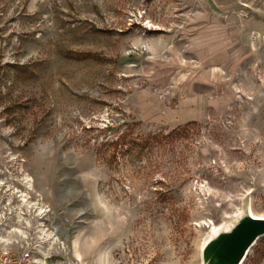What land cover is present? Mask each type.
I'll use <instances>...</instances> for the list:
<instances>
[{"label":"rangeland","instance_id":"rangeland-1","mask_svg":"<svg viewBox=\"0 0 264 264\" xmlns=\"http://www.w3.org/2000/svg\"><path fill=\"white\" fill-rule=\"evenodd\" d=\"M214 1L0 0V216L53 264H203L264 216V0Z\"/></svg>","mask_w":264,"mask_h":264},{"label":"water","instance_id":"water-1","mask_svg":"<svg viewBox=\"0 0 264 264\" xmlns=\"http://www.w3.org/2000/svg\"><path fill=\"white\" fill-rule=\"evenodd\" d=\"M209 2L222 12L214 0ZM262 237L264 218L246 213L231 229L221 231L206 242L202 251L203 264H243Z\"/></svg>","mask_w":264,"mask_h":264},{"label":"built area","instance_id":"built-area-1","mask_svg":"<svg viewBox=\"0 0 264 264\" xmlns=\"http://www.w3.org/2000/svg\"><path fill=\"white\" fill-rule=\"evenodd\" d=\"M7 219L0 218V264H53V255L47 252L46 240L41 236L47 227L45 220L29 226L18 219L17 226H9ZM31 227L36 236L29 230Z\"/></svg>","mask_w":264,"mask_h":264},{"label":"bare ground","instance_id":"bare-ground-1","mask_svg":"<svg viewBox=\"0 0 264 264\" xmlns=\"http://www.w3.org/2000/svg\"><path fill=\"white\" fill-rule=\"evenodd\" d=\"M211 70L213 71V73H214L215 76L217 74H219V72H221L222 74H224L223 69L219 68L218 66H212ZM190 75H192V74H190ZM188 76H189V74H184V75L181 76V78H184L185 79ZM33 187H34L33 179L28 176V177H26V189L23 190V189L16 188L11 193L13 194V196H16V197L19 198V201L22 202V205H28L29 206L31 204L30 203L31 200L29 199V191L30 190H33ZM11 202L12 201H9V204ZM4 208H5V210H8V203L4 206ZM37 208H38L37 210L39 211V213H44V212L47 211L40 203L38 204V207ZM5 210L1 214V216H0L1 218H8ZM246 213H251L255 217L264 218V216H260V215L256 214L253 211L252 204L247 203L246 208L243 211H241L239 214H237V216H236L237 218L232 219V220H229V221H227L225 224H223L221 226L214 225L213 226V231H212V236L214 237L218 233H220L221 231L231 229L235 225L236 221H238V219H240V217H242ZM21 218H22V216L20 215L19 216V219H21ZM40 219H43V216ZM43 233L44 234H41V236H42V238H44V240H46V243H47L46 244V248H53L54 246L58 245V243H57L58 242V238L53 233L49 232L46 229H43ZM74 244H75V246L78 245L77 240L74 241ZM64 248H66V245L65 244H64Z\"/></svg>","mask_w":264,"mask_h":264},{"label":"trees","instance_id":"trees-1","mask_svg":"<svg viewBox=\"0 0 264 264\" xmlns=\"http://www.w3.org/2000/svg\"><path fill=\"white\" fill-rule=\"evenodd\" d=\"M103 147H107L106 149H109V148H114V152H113V157H117V151L119 149V146H120V142H119V139H117L116 141H112V142H107L105 143L104 145H102ZM116 159V158H115Z\"/></svg>","mask_w":264,"mask_h":264}]
</instances>
